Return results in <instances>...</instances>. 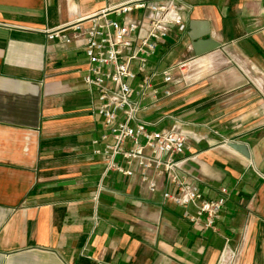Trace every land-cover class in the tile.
I'll return each instance as SVG.
<instances>
[{
  "label": "crops",
  "instance_id": "1",
  "mask_svg": "<svg viewBox=\"0 0 264 264\" xmlns=\"http://www.w3.org/2000/svg\"><path fill=\"white\" fill-rule=\"evenodd\" d=\"M136 1L0 0V264H264V0H183L186 33L149 63L174 81L144 117L170 116L158 128L184 133L180 173L204 198L228 191L208 230L185 218L194 207L163 199L174 190L164 177L151 173L150 193L135 166L105 173L84 37L65 45L45 32ZM131 18L143 36L145 14ZM191 33L220 47L197 57Z\"/></svg>",
  "mask_w": 264,
  "mask_h": 264
},
{
  "label": "built area",
  "instance_id": "2",
  "mask_svg": "<svg viewBox=\"0 0 264 264\" xmlns=\"http://www.w3.org/2000/svg\"><path fill=\"white\" fill-rule=\"evenodd\" d=\"M189 8L183 0H138L45 32L50 41L65 45L84 37L89 63L84 82L97 93L95 112L105 126L102 136L92 143L93 154L103 159L105 173L129 177L135 166L150 193L157 190L151 173L164 177L174 190L164 192L163 199L177 207H194L195 214L186 211L185 218L194 227L208 230L221 218L227 189H221L218 199L204 198L199 184L180 173L176 156L185 148L184 133L176 128H158L170 116L157 121L144 117L172 97L173 71L159 73L151 70L149 63L162 42L176 32L186 33L183 12ZM136 12L146 16L143 36L139 35L141 23L131 18ZM188 66L189 62L181 63L177 71L183 73Z\"/></svg>",
  "mask_w": 264,
  "mask_h": 264
},
{
  "label": "water",
  "instance_id": "3",
  "mask_svg": "<svg viewBox=\"0 0 264 264\" xmlns=\"http://www.w3.org/2000/svg\"><path fill=\"white\" fill-rule=\"evenodd\" d=\"M194 23L190 24V28L193 29ZM190 38L193 41L194 54L199 57L220 47V44L215 40L208 38L207 40H202L201 37H197L194 34H190ZM229 148L236 151L243 157L250 159V153L248 148L243 144L228 143Z\"/></svg>",
  "mask_w": 264,
  "mask_h": 264
}]
</instances>
